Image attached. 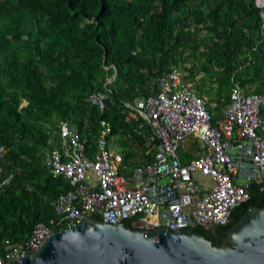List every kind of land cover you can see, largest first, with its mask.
Returning a JSON list of instances; mask_svg holds the SVG:
<instances>
[{
    "label": "trees",
    "instance_id": "trees-1",
    "mask_svg": "<svg viewBox=\"0 0 264 264\" xmlns=\"http://www.w3.org/2000/svg\"><path fill=\"white\" fill-rule=\"evenodd\" d=\"M263 11L257 0H0V247L57 217L52 202L70 187L46 168L44 151L62 144V124L92 151L103 118L109 144L128 159L146 142L126 103L156 93L164 74L185 70L192 81L197 68L216 73L215 63L227 100L226 83L264 92ZM99 91L108 93L104 112L88 100ZM249 192L230 224L195 229L221 245L250 207L264 206L260 185Z\"/></svg>",
    "mask_w": 264,
    "mask_h": 264
},
{
    "label": "built area",
    "instance_id": "built-area-1",
    "mask_svg": "<svg viewBox=\"0 0 264 264\" xmlns=\"http://www.w3.org/2000/svg\"><path fill=\"white\" fill-rule=\"evenodd\" d=\"M185 75L180 69L164 74L156 93L126 103V121L146 142L149 160H126L124 152L110 149L111 126L103 118L92 151L81 134L62 124V144L45 149L44 165L70 188L53 200L57 217L50 223L37 222L24 241L4 240L0 264H14L56 230L86 218L215 230L231 223L234 209L249 200L251 185L264 190V92L233 82L218 115ZM107 98L99 91L88 100L104 112ZM6 151L0 145V160Z\"/></svg>",
    "mask_w": 264,
    "mask_h": 264
},
{
    "label": "water",
    "instance_id": "water-1",
    "mask_svg": "<svg viewBox=\"0 0 264 264\" xmlns=\"http://www.w3.org/2000/svg\"><path fill=\"white\" fill-rule=\"evenodd\" d=\"M14 264H264V206L250 207L221 245L195 228L150 229L86 218L56 230Z\"/></svg>",
    "mask_w": 264,
    "mask_h": 264
},
{
    "label": "rangeland",
    "instance_id": "rangeland-1",
    "mask_svg": "<svg viewBox=\"0 0 264 264\" xmlns=\"http://www.w3.org/2000/svg\"><path fill=\"white\" fill-rule=\"evenodd\" d=\"M260 6H264V4L260 3ZM189 63L191 64V62H189ZM204 65L205 64H203L202 62L197 63V66H199L200 69H202ZM211 66L217 70L216 73H214V74L211 73V69H209L207 71H205V70L198 71V68H197L195 70V77H194L195 79H193L192 81H190V80H187V81H190V83H192L196 89H197V87H199L198 91H200V92L201 91H203V92L207 91L208 92L209 90H211V92H214L216 95L218 94L220 96V98H221V95H222V97L226 98L227 97V91L224 94H222L221 92L219 93L218 85L220 84V81H219V79L216 78V76L219 77V75L222 73V71L219 69V67L215 63H213ZM182 71H184L187 74V71H185V70H182ZM186 76L187 75H185V77ZM224 86H225V88L229 87V92H230L231 84L226 83V84H224ZM118 137H120V136H118ZM119 139L120 138H118V140ZM117 146H114L110 143V149H113V150H117V149L124 150L125 149V147L122 144H119L118 147Z\"/></svg>",
    "mask_w": 264,
    "mask_h": 264
},
{
    "label": "crops",
    "instance_id": "crops-1",
    "mask_svg": "<svg viewBox=\"0 0 264 264\" xmlns=\"http://www.w3.org/2000/svg\"><path fill=\"white\" fill-rule=\"evenodd\" d=\"M184 72V71H183ZM184 79H185V81L186 82H190V81H187L186 80V78L184 77ZM192 84V83H191ZM232 84H233V82H232ZM232 84H231V86H232ZM193 85V84H192ZM248 86V85H247ZM249 88H250V86H248ZM193 88H195V86H193ZM196 89V88H195ZM230 89H231V87H230ZM251 90V89H250ZM199 93H200V91H198ZM200 94H203L207 99H208V101H209V104H210V108H212V109H210L212 112H216V114H218L219 115V107L224 103V102H226L227 101V99L225 98V97H222L221 96V98H220V96L217 94H215L214 92H207V91H204L203 93H200ZM229 94H230V92H229ZM217 96V97H216ZM219 96V97H218ZM217 117V116H216ZM112 144V143H111ZM112 145H114V146H117V145H115V144H112ZM118 147V146H117ZM145 147L146 146H144V147H142V149H141V151L139 150L137 153H136V155L135 156H132V157H130V158H135V159H137L138 157H139V159H141V160H149L150 158L149 157H146L145 156ZM117 150H119V149H117ZM120 151H122V152H124L123 150H120ZM125 153V152H124ZM141 154H143V155H141ZM130 158H128V159H126V157H125V159L126 160H129ZM139 159L138 160H133L134 162H138L139 161Z\"/></svg>",
    "mask_w": 264,
    "mask_h": 264
},
{
    "label": "flooded vegetation",
    "instance_id": "flooded-vegetation-1",
    "mask_svg": "<svg viewBox=\"0 0 264 264\" xmlns=\"http://www.w3.org/2000/svg\"><path fill=\"white\" fill-rule=\"evenodd\" d=\"M222 241H225V238H223V240Z\"/></svg>",
    "mask_w": 264,
    "mask_h": 264
}]
</instances>
